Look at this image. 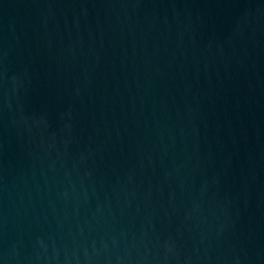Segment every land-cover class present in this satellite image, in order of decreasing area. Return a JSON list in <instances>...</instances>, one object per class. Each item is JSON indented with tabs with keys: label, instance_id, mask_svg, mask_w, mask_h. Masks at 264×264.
<instances>
[{
	"label": "water",
	"instance_id": "water-1",
	"mask_svg": "<svg viewBox=\"0 0 264 264\" xmlns=\"http://www.w3.org/2000/svg\"><path fill=\"white\" fill-rule=\"evenodd\" d=\"M0 264H264V0H0Z\"/></svg>",
	"mask_w": 264,
	"mask_h": 264
}]
</instances>
